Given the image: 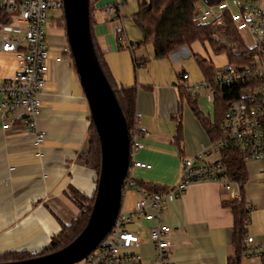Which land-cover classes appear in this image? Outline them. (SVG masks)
<instances>
[{"label": "crops", "instance_id": "crops-1", "mask_svg": "<svg viewBox=\"0 0 264 264\" xmlns=\"http://www.w3.org/2000/svg\"><path fill=\"white\" fill-rule=\"evenodd\" d=\"M90 1L94 38L113 81L136 87L134 112L140 113L139 126L146 136L140 139L143 147L134 160L149 165V169H134L133 179L168 189L178 181L181 162L210 143L202 124L179 97L181 85L201 78L194 61L186 57L191 47H181L170 57L154 58L149 45H137L126 37L121 11L127 0H123L121 17L116 20H109L104 11L113 0ZM118 27L123 28L121 42L115 40ZM56 30L47 34V47L51 56L62 53V60L49 62L40 95L37 127L44 133L42 144L34 148L32 134L19 120H13L6 130L0 129V254H37L50 244L61 226L79 215L70 194L91 197L96 186L95 171L80 156L88 146L87 102L71 57L63 53V29ZM16 68L14 55L0 52V83L12 78ZM183 73L188 75L185 82L179 77ZM195 102L204 117L213 118V106L201 95ZM177 122L181 127L178 139ZM217 159L218 155L210 152L204 161ZM245 166L243 198L249 209L245 234L264 242V160L249 161ZM121 198L123 212L139 197L135 191L126 190ZM231 200L234 197L218 184L193 183L165 205L161 221L170 228V264H227L234 253ZM125 226L141 240L134 251L141 256L140 264H147L153 256L148 239L151 222L131 217ZM240 264H260V260L241 258Z\"/></svg>", "mask_w": 264, "mask_h": 264}, {"label": "built area", "instance_id": "built-area-1", "mask_svg": "<svg viewBox=\"0 0 264 264\" xmlns=\"http://www.w3.org/2000/svg\"><path fill=\"white\" fill-rule=\"evenodd\" d=\"M62 5L61 0H0V52L11 53L17 59L15 75L0 83V129L6 130L13 120H19L24 130L32 134L35 149L44 140V133L37 127V118L48 65L51 60H62V53L51 56L47 47L44 26L49 18L46 11H61L63 17ZM122 5L123 0L108 4L104 9L107 18L116 20L121 17ZM196 11L199 23L211 25L212 41L231 55L227 65L214 72L213 84L242 85L238 99L229 104L226 117L220 123V137L199 154L181 162L178 181L172 187L165 192H144L135 186L132 176L136 168L149 169V165L134 160L135 153L143 147L140 139L146 136L139 126L140 113L135 112L128 132L129 164L121 192L133 190L139 198L130 210H119L111 229L95 249L72 264H140L141 256L134 250L141 240L125 226L131 217H143L151 222L148 239L153 256L147 264H170V241L167 238L170 228L161 221L165 205L179 198L193 183H215L234 200L241 198L238 184L226 179L219 164L218 151L221 148L237 150L245 163L264 160V0H221L215 5L202 0ZM228 28L236 32L239 41L229 34ZM122 31L123 28L118 27L116 42L123 40ZM63 53L69 55L65 42ZM187 78L186 73L180 75L182 82ZM183 88L191 98L201 95L213 106V89L209 82L200 78L196 82L184 83ZM210 152L216 153L218 159L205 162L204 158ZM243 236L242 259L264 256L263 241L258 242L246 234Z\"/></svg>", "mask_w": 264, "mask_h": 264}, {"label": "trees", "instance_id": "trees-1", "mask_svg": "<svg viewBox=\"0 0 264 264\" xmlns=\"http://www.w3.org/2000/svg\"><path fill=\"white\" fill-rule=\"evenodd\" d=\"M137 11L132 16V21L138 27L141 33L140 42L137 45H149L152 49L154 58H165L174 55L181 47L189 48L190 44L199 41H207L213 52L221 51L224 49L220 45H216L210 38L211 25L206 23H199L196 19V7L198 2L202 0H136ZM221 0H205L209 5H215ZM94 8L89 0L88 14H89V29L91 34V41L93 43L95 56L98 59L101 71L108 84L110 85L114 97L117 100L118 106L125 117L126 127L129 130L132 128L134 119V103L136 95V87L124 86L116 84L108 70L101 50L95 41L93 34V24L95 19L93 17ZM227 21V20H226ZM63 17L61 16L56 20V25L62 29ZM228 23V22H227ZM228 32L239 41L236 32L232 28H228ZM242 48V45H240ZM192 57L196 67L199 69L201 79L209 82L213 89V118L203 116L196 108L194 98H191L184 90L183 85L179 87L180 101L185 100L187 106L192 110L194 116L202 124L203 129L210 142H214L220 137V123L226 117L229 104L238 99V93L242 85H214L212 77L214 75L213 67L210 61L201 57L199 54L192 53ZM231 59V55L227 53ZM181 74H179L180 77ZM87 134V150L81 154L85 165L94 170L96 175L98 173L100 163V147L96 131L90 123ZM180 125L177 122L176 139L179 138ZM219 164L223 167L225 177L227 180L236 182L239 187L240 199L231 200L228 205L232 210L233 216V255L227 259V264H240L241 260V241L245 234L247 225L248 208L244 202L243 186L247 179V170L245 162L240 152L230 148H221L219 151ZM135 186L144 192H165L167 188H159L156 186H149L139 181H135ZM73 203L78 209L79 215L74 218L68 225L61 226L59 232L50 240V244L42 248L37 254H29L27 252H6L0 254V262H11L12 260H24L25 258L39 256L58 250L66 246L72 239H74L83 229L93 202V198L85 197L82 194L72 192L70 194ZM260 264H264V256L260 259Z\"/></svg>", "mask_w": 264, "mask_h": 264}, {"label": "water", "instance_id": "water-1", "mask_svg": "<svg viewBox=\"0 0 264 264\" xmlns=\"http://www.w3.org/2000/svg\"><path fill=\"white\" fill-rule=\"evenodd\" d=\"M61 1L65 43L100 147L93 202L83 229L66 246L50 253L0 264L78 262L94 250L109 232L121 207L122 180L129 164L125 117L95 56L89 29V0Z\"/></svg>", "mask_w": 264, "mask_h": 264}, {"label": "rangeland", "instance_id": "rangeland-1", "mask_svg": "<svg viewBox=\"0 0 264 264\" xmlns=\"http://www.w3.org/2000/svg\"><path fill=\"white\" fill-rule=\"evenodd\" d=\"M136 11H137V1L136 0H127V2L124 4V7L121 11L122 19H123L122 27L124 28L126 32V37L130 42H134L135 44L140 42V39H141V33L138 27H136L132 21V16L133 14H135ZM46 16H48L49 18L47 19L45 26H44V30L47 36V34L49 33H52V34L56 33L57 31L56 29L59 28L56 25V20L60 18L61 11L49 9L46 11ZM51 18H53V21L51 20ZM110 22L114 23L113 21H110ZM103 23H106V22L103 21ZM62 26H63V23H62ZM62 33L64 34V29ZM142 47L144 46H141V48ZM190 47H191V51H188L189 53L188 56L186 55V57H188V60L191 62L194 61L191 52L195 54H199L201 57H205L210 61L214 72L220 69H223L229 62L230 58L228 57L227 53H225V51L221 50V51H217V53L213 52V49L211 48V46L209 45L207 41H203V43L199 41H195L190 44ZM179 65H176V68L180 69L181 67L179 68L178 67ZM182 68H184V66H182Z\"/></svg>", "mask_w": 264, "mask_h": 264}]
</instances>
